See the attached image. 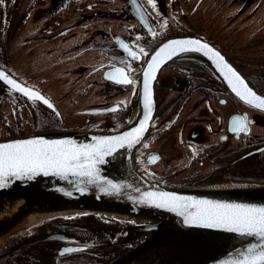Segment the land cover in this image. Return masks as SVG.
<instances>
[{
  "label": "flooded vegetation",
  "instance_id": "af4514ba",
  "mask_svg": "<svg viewBox=\"0 0 264 264\" xmlns=\"http://www.w3.org/2000/svg\"><path fill=\"white\" fill-rule=\"evenodd\" d=\"M83 1L77 2L81 6L80 12L88 15L87 25L80 23L73 32L87 36L97 33L98 36L102 30L101 43L93 48L104 50L100 64L92 69L104 91L102 101L77 114L90 115L88 111L94 109L102 116L95 127L87 130L117 131L128 123L136 109L137 83L116 84L105 79V72L130 65L126 72L136 80L150 53L164 41L178 36H194L209 43L254 90L264 95V0L256 3L254 0H155V9L147 0H137L136 4L132 0ZM17 11L15 0L0 3V62L8 44L11 19ZM52 25L56 24L52 22ZM16 32H21L20 25ZM121 42L136 51L140 59L133 61L121 47ZM140 47L149 53L147 57L139 53ZM0 69L38 90L2 66ZM0 92L27 100L31 109L25 128L7 131L1 139L41 132L37 128L42 119L48 121L51 127L48 130L66 129L55 127L60 126L57 121L62 112L45 94L42 93L55 106L58 115L18 93H10L2 81ZM154 96L155 113L133 161L143 178L163 188L264 183V150L256 153L264 147V112L236 98L205 63L180 59L167 64L156 79ZM114 107L118 108L116 112L107 110ZM236 118L245 121L246 131H232ZM152 156L159 159L153 163L150 161ZM74 220L66 217L37 224L35 234L27 242L24 241L27 234L17 235L19 241L8 238L0 243V264H82L85 259L76 257L89 251L84 237L83 242L77 243L50 239L54 244L41 245V255L31 251L33 244L49 239L51 234L72 232L82 235L83 229ZM69 246L84 248L61 255L63 248ZM47 255L50 258L45 260Z\"/></svg>",
  "mask_w": 264,
  "mask_h": 264
},
{
  "label": "water",
  "instance_id": "95a60500",
  "mask_svg": "<svg viewBox=\"0 0 264 264\" xmlns=\"http://www.w3.org/2000/svg\"><path fill=\"white\" fill-rule=\"evenodd\" d=\"M197 39L202 43H207L194 36H178L164 41L150 53L136 79V110L123 128L113 132L78 129L41 131L34 134L0 139V144L43 138L49 141L70 140L76 145L82 146L95 144L99 138L118 136L133 130L139 126V121L143 119L142 73L146 70L151 56L171 40ZM207 44L215 51H218L209 43ZM219 53L224 57L221 52ZM180 59H193L205 63L216 73L221 83L229 92L247 104L232 91L228 81L216 68L215 63L200 52L179 53L173 56L172 59L166 60L156 72V79L163 67ZM224 59L237 72L225 57ZM0 71L3 70L0 69ZM3 72L10 79L16 80L10 74L5 71ZM110 72H113V70L105 72V79H107L106 75ZM241 78L244 79L242 76ZM156 79L151 82L153 101L151 120L147 130L143 134L141 143L145 139L155 113L154 85ZM244 81L258 96L264 98V95L254 90L247 80L244 79ZM16 82L39 92L17 80ZM3 84L8 88L10 93H18L23 96V94L16 92L4 82ZM40 94L44 96L42 93ZM49 102L52 104L50 100ZM35 104L58 113L53 104L55 111L48 108L42 102H35ZM247 105L260 112H264V110L257 109L249 104ZM141 143L135 144L132 147L117 148L111 155L104 156V162L96 165L97 176L100 179L95 180L93 183H88L87 177L73 176L71 174L67 178L51 174L47 176L40 174L32 179L8 178L6 186L0 188V208L6 203L10 205V202L17 200H20L22 204L13 214L7 215L8 217L5 216L6 218L3 217L4 219L1 218L2 220L0 219V239L14 234V229L24 221L31 218L36 219L42 215H49L47 218L50 219L49 217L54 218L64 215L99 214L128 221L126 225L117 226L118 228H115V231L106 233H113L112 237L124 236V242L120 244L126 246V250L121 255L106 264H225L228 260L238 258V254L246 251L248 247L264 243L258 237L232 233L223 229L189 225L184 222V217L178 215L176 212L140 202L145 192H168L184 198L264 206V183H242L220 187L163 188L147 181L135 169L133 162L134 154ZM263 150L264 147L256 153ZM103 181H111L114 184L120 185V190L118 192L111 191L106 193L103 191V188L107 187V185ZM30 216L32 217L29 218ZM85 234L96 238L104 236V234H100L99 232ZM50 236L49 239H57L70 243L83 242L85 240H83V234L81 235V233H58L51 234ZM89 240L91 238H86L85 242L88 243ZM68 248L81 250L84 246H69Z\"/></svg>",
  "mask_w": 264,
  "mask_h": 264
},
{
  "label": "rangeland",
  "instance_id": "374dc122",
  "mask_svg": "<svg viewBox=\"0 0 264 264\" xmlns=\"http://www.w3.org/2000/svg\"><path fill=\"white\" fill-rule=\"evenodd\" d=\"M15 1L18 11L11 19L8 32L10 36L5 51L1 54L3 61L0 62V66L15 77L23 78L56 103L62 112L57 121L60 126H55L56 128L87 130L95 127L102 116L96 114L94 109L88 111L90 115L77 114L102 101L104 91L99 86L97 75L92 72L93 67L100 64L103 59L104 50L93 48L100 45L102 30L98 36L97 33L87 36L78 31L73 32L80 27V23L81 26L87 25L88 15L80 12L78 0ZM257 1L254 0V3ZM84 2L85 0L82 3ZM52 22L56 24L54 27ZM19 25L21 32H16ZM12 29L14 34L11 35ZM71 33L73 34L67 38ZM51 38L52 42L49 41ZM95 44L97 46H94ZM26 101L21 97L0 92V137L7 131L25 128V121L31 113L30 105ZM49 128L51 127L48 121L42 119L37 130L51 131ZM64 216L50 220L64 219L66 218ZM68 216L67 218H75L74 221L81 226L85 240L91 238L88 241L89 251L77 256L76 259H85L86 264H104L126 250V246L120 244L124 242V236L112 237L113 233L106 234L115 231V228L121 225L116 221L104 220L101 218L103 215L99 214ZM113 219L128 222L119 218ZM26 228L25 234L29 236H24L25 242L36 232L35 226ZM88 232H99L104 236L97 238L87 236L85 233ZM16 238V233L11 236L12 241L14 239L19 241ZM22 239L20 240L23 241ZM52 244L54 241L47 239L33 244L31 251L41 255L40 246ZM48 258L50 257L47 255L44 259Z\"/></svg>",
  "mask_w": 264,
  "mask_h": 264
},
{
  "label": "snow or ice",
  "instance_id": "6c2138e0",
  "mask_svg": "<svg viewBox=\"0 0 264 264\" xmlns=\"http://www.w3.org/2000/svg\"><path fill=\"white\" fill-rule=\"evenodd\" d=\"M137 0H132L136 4ZM3 3V0H0ZM147 3L156 8L155 0H147ZM143 22V17H141ZM146 26V25H145ZM149 31H152L149 29ZM155 36L156 33L152 32ZM121 47L133 61L140 59L136 51L121 42ZM200 52L212 60L216 68L228 81L232 91L247 104L264 110V98L258 96L244 79L225 61L224 57L200 40H171L164 44L147 63L143 71V119L139 126L122 135L103 137L96 140L95 144L78 146L70 140L49 141L43 138L18 140L12 143L0 144V188L6 186L8 178L32 179L37 175H59L67 178L69 174L79 177H87L88 183L100 179L97 176L96 165L103 163L104 156L111 155L117 148L132 147L141 143L143 134L147 130L152 114V89L151 82L156 79V72L162 64L179 53ZM139 53L147 57L149 53L139 48ZM130 68V65H126ZM126 67H117L106 75V78L119 85H134L136 80L126 72ZM134 71V70H133ZM0 81L10 86L16 92L23 94L32 102H42L48 108L55 111L53 105L39 92L22 86L16 80L10 79L3 71H0ZM121 104L124 102L121 101ZM223 103V101H222ZM108 111L116 112L117 108ZM58 115V113H57ZM232 131H246L245 121L236 118ZM147 145H145L146 147ZM158 156H152L151 162H156ZM107 187L103 191L118 192L120 185L111 181H103ZM157 208H165L184 217V222L189 225H197L205 228L223 229L232 233L258 237L264 241V206L230 204L184 198L168 192H145L140 200ZM78 249L66 248V252ZM225 264H264V243L252 245L246 251L240 252L238 258L225 262Z\"/></svg>",
  "mask_w": 264,
  "mask_h": 264
},
{
  "label": "bare ground",
  "instance_id": "6f19581e",
  "mask_svg": "<svg viewBox=\"0 0 264 264\" xmlns=\"http://www.w3.org/2000/svg\"><path fill=\"white\" fill-rule=\"evenodd\" d=\"M239 184H241V183H239ZM230 185H238V184H232L231 183V184L216 185V186H212V187L230 186ZM8 204L9 203H6V204H4L2 206V208H0V210H1L0 211V215H1L0 219L3 218V217L6 218L5 216H7V215L10 216L11 214H13L14 211L18 210V208L22 204V202L20 200H17V201L10 202V205H8ZM48 216L49 215H42V216L37 217L36 219H33V218H31L32 216H30L29 218H31V219L28 218L29 220L24 221L23 223H21L17 228L14 229L13 232H14V234L16 233L17 235H20V236L26 235L27 233L25 234L24 228L27 229L26 228L27 226H35V225L40 224V223H42L44 221H48V220H50V219L47 218ZM64 217H67V216H64ZM68 217H71V216H68ZM110 217H112V218H110ZM49 218H51V217H49ZM101 218L104 219V220H107V221H116V222H118V220L113 219V218H116V217H113V216L103 215V216H101ZM121 225H125V224H121ZM12 235L13 234L8 235L7 237L1 238L0 239V243H2L3 241L7 240Z\"/></svg>",
  "mask_w": 264,
  "mask_h": 264
},
{
  "label": "trees",
  "instance_id": "16d2710c",
  "mask_svg": "<svg viewBox=\"0 0 264 264\" xmlns=\"http://www.w3.org/2000/svg\"><path fill=\"white\" fill-rule=\"evenodd\" d=\"M82 264H86L85 261H81Z\"/></svg>",
  "mask_w": 264,
  "mask_h": 264
}]
</instances>
